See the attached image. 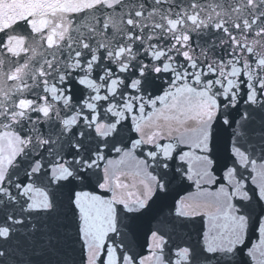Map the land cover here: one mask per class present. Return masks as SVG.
I'll list each match as a JSON object with an SVG mask.
<instances>
[{"label": "snow or ice", "instance_id": "6c2138e0", "mask_svg": "<svg viewBox=\"0 0 264 264\" xmlns=\"http://www.w3.org/2000/svg\"><path fill=\"white\" fill-rule=\"evenodd\" d=\"M135 6V0H131L125 8L121 0L113 7L99 3L68 12L24 3L16 11L27 9L30 14L0 29V78L11 89L8 99L0 100L4 105L0 108V167L6 164L8 168L0 189L9 192L5 201L0 191V207L18 203L14 197H23L20 210L29 213L28 228L17 231L34 243L37 232L50 230L38 227L30 213L52 212V193L66 194L77 217L83 264H108L111 251L115 252V264H264V56L258 55L262 45L252 50L241 44L232 46L230 41L227 49H221L222 55L212 57L216 64L207 56L203 62L192 63L175 49L166 51L171 47V36L160 37L149 41L165 51L164 56L154 59L140 42L145 38L140 30H133L129 13ZM201 6L208 7L206 0H201ZM190 7L191 20L185 16L188 6L182 2L169 9L171 18L192 24L200 11L196 0H190ZM131 14L139 18L151 13ZM123 17L128 18L124 21ZM57 20L71 24L67 39H56L63 36L53 27ZM261 21L264 17L251 22L248 38L256 37L255 29ZM122 24H126L130 37L122 35ZM40 25L44 27L37 30ZM194 29L188 32L190 45L185 46L194 51L208 37V29L228 32L223 24L204 25L203 30L194 24ZM240 31L237 25L231 37L234 39ZM65 32L69 30L65 28ZM99 33L117 48L124 39L132 41L133 58L121 57L123 63L118 66L112 58L115 52L100 46ZM260 37H264V31L257 39ZM50 38L54 43H49ZM16 44L21 51L11 50ZM207 46L211 50L217 45L207 40ZM166 62L174 63V67H167ZM160 78L162 84L158 83ZM229 80L234 86L225 95ZM185 82L198 92L210 89L209 95L215 96L223 109L216 111L212 121L206 153L211 167L206 171L200 159L205 154L203 148H193L191 141L177 143L163 137L142 141L133 124V118L141 112L147 116L159 107L157 97L163 96L170 85L179 87ZM129 104L130 112L126 110ZM44 105L51 110H43ZM241 105L251 111L241 110ZM121 112L123 118L116 114ZM190 119L193 117L184 123ZM97 125L101 126L99 130ZM165 144L172 145L169 155L163 151ZM186 153L193 155L186 157ZM106 164L113 168L115 189L125 199L112 201L115 227L103 237L99 255H95L90 247L94 241L80 230L82 209L77 196L112 198L114 189L105 174ZM125 168L129 171L121 170ZM229 170L235 184L225 179ZM133 173L155 181L154 190L147 180L140 181L144 194L151 192L146 202H141L137 185L129 183ZM174 183L187 192L201 191L183 199L177 195L170 205L154 209L153 205L173 190ZM30 185L33 191L25 196ZM221 188H227L231 197L225 210H218L223 203L217 191ZM234 191L238 194L232 195ZM33 193L36 198L46 195L49 206L28 208ZM197 219L201 226L194 248L186 241L190 238L188 224ZM13 220L18 225L25 223L23 216L10 215V222ZM0 233V238L10 234L7 229H0ZM40 239L51 245L56 237L49 234ZM3 255L0 249V257Z\"/></svg>", "mask_w": 264, "mask_h": 264}, {"label": "water", "instance_id": "95a60500", "mask_svg": "<svg viewBox=\"0 0 264 264\" xmlns=\"http://www.w3.org/2000/svg\"><path fill=\"white\" fill-rule=\"evenodd\" d=\"M121 0H0V29L8 27L18 19H23L24 15L30 14L27 9L21 12H17L16 8L24 3L28 5H47L49 7H56L62 11H80L83 8H93L99 3H104L109 7H113L120 3ZM131 0H124V7L127 8ZM184 3L188 6V12L185 14L188 20L192 19L193 9L190 7V0H175V3H171V0H157L156 3H149L148 0H135L136 6L131 9V13L150 12V15L131 16L134 29H139L141 34L145 37L140 40L137 36L136 40H140L154 57L159 59L165 55V51L159 50L155 44H149V41L158 39L160 37L171 36V47L166 51L171 52L172 49L176 50V53L183 54L185 59L195 63L197 60L203 62L204 58H207L216 64V60L212 59L213 56L222 55L221 49H227L229 42L231 45L236 44L244 45L252 50L257 49V45H262L259 48L258 55L264 56V37L260 36V32L264 31V21H261L257 25L255 32L256 37L248 38L247 34L251 31V22L260 20L264 17V2L262 0H206L207 8L201 6V0H196L197 10L200 11V16L190 24L183 20H173L171 18L172 12L169 9H174L177 4ZM8 3L10 6L5 7ZM128 17L121 18L126 21ZM203 21V23H200ZM177 24H181V27H177ZM194 24H198L203 30L204 25H213L214 27L223 24L228 29V32L213 33L211 29H208V37L201 40V47L196 51L193 50L188 39V32L194 29ZM239 25L241 31L236 33L235 38L231 37V32L235 31L236 26ZM44 27L40 25L39 28ZM53 27L58 33H62L63 36L57 35L56 39H67L70 31L71 24L69 22L57 20ZM124 37H130V33L126 24L121 25ZM65 28L69 32H65ZM99 41L101 47H108L111 51L115 52V57H112L119 65L123 63L121 57L133 58L131 43L129 39H124L121 47L117 48L116 44L112 40H105L103 33H99ZM207 40H212L216 43V48L209 49L207 46ZM49 43H54L52 39H49ZM180 45V47H177ZM13 52H19L22 49L19 44L13 45ZM172 59L171 56L168 58ZM241 60H245L244 55L240 56ZM166 66L171 68L173 64ZM217 67H220L217 65ZM155 70V67H154ZM222 72V69H221ZM231 75V73H230ZM177 79H180L177 76ZM227 79V76H225ZM197 83L200 81V73L196 75ZM158 83H163V78H160ZM176 81H173L175 85ZM234 86V81L229 80L228 85L225 87V95L231 91ZM11 91L7 82L0 78V100H7V92ZM210 89L197 91L190 84L185 82L179 87L169 86V90H166L163 96L157 97L160 101L159 107H154L153 111L147 116L143 115L133 118V124L141 134L142 141L155 138L159 139H174L177 143L181 141H191L193 148L201 147L204 149V153L200 159L203 161L205 171L211 167V161L208 160L206 155L209 146V132L211 129L212 121L215 119L216 111H223L218 105L215 96L209 95ZM27 104V102H25ZM4 107L0 104V108ZM23 107V106H22ZM43 110L50 111L47 105L42 106ZM126 110L131 111V105L126 106ZM241 110L251 111V108L245 109L244 105H241ZM118 117L123 118V113H116ZM187 124L184 121L189 118ZM62 123V121H61ZM98 130L101 128L97 125ZM195 129V131H191ZM172 150V145L165 144L163 151L165 155H169ZM186 157H191L193 153H186ZM259 167V166H254ZM122 171H129L128 169H121ZM105 174L109 177L110 184L112 186L113 193L112 198L105 197H87L84 195L77 196V205L82 209V217L80 223V230L87 233L89 239L94 243L90 245L92 253L99 255V248L103 243V237L108 231L115 227V209L112 208V201L117 203L121 202L125 198L123 195L115 189V182L112 180L114 176L113 168L106 164ZM8 175L7 165L0 167V184L5 183V178ZM133 179L129 180L130 184L137 185L142 196L141 202H146L149 191L147 194L143 192V185L141 180H147L151 190L155 189V181L146 175L135 176L133 173ZM225 179L230 184H235V177L232 175V171L229 170L225 174ZM33 185L25 191L24 195L28 196L29 192L33 191ZM173 190L162 201H157L153 208L159 207L161 204L170 205L175 197L179 195L182 199L186 195H192L195 191H201V189L181 190L178 183L173 184ZM3 192V198L5 201L9 199V192L7 188L0 189ZM13 191L15 189L13 188ZM207 191V189H204ZM222 195L223 203L218 206V210H225L231 203V197L228 195L227 188L218 189ZM237 192H233L232 195H237ZM109 196L111 194H108ZM264 196V191L261 193ZM52 212L42 213L32 211L31 217L38 227L43 229L45 226L50 232L40 231L37 232L34 239V243L30 242L27 237L21 235L17 231L18 228L27 229V218L29 213L21 211L23 206V197H14L18 203H5L3 207H0V229H7L9 235L6 238H0V249L3 250L4 255L0 257V264H83L82 260V246L80 244L79 233L77 231V217L71 207L66 194H62L60 191L52 193ZM31 203L28 205L30 209H39L48 207L47 196H41L36 198L35 193L29 197ZM193 213L196 209L192 210ZM10 215L25 218L23 225H18L14 220L10 222ZM145 226L147 225V217L144 220ZM201 223L197 219L194 223L188 224V231L190 238L186 241L190 243L194 248L197 247V231L200 229ZM54 234L56 240L51 245H45L40 237ZM2 235V233H0ZM187 235V233H186ZM39 253V254H37ZM116 257L115 252L109 253L108 264H115Z\"/></svg>", "mask_w": 264, "mask_h": 264}]
</instances>
